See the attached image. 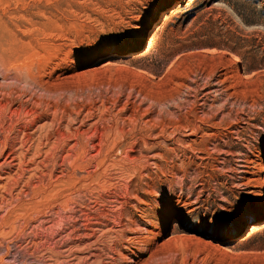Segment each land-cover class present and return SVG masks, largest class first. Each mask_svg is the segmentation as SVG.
Here are the masks:
<instances>
[{"label":"rangeland","instance_id":"rangeland-1","mask_svg":"<svg viewBox=\"0 0 264 264\" xmlns=\"http://www.w3.org/2000/svg\"><path fill=\"white\" fill-rule=\"evenodd\" d=\"M0 264H264V0H0Z\"/></svg>","mask_w":264,"mask_h":264},{"label":"bare ground","instance_id":"bare-ground-1","mask_svg":"<svg viewBox=\"0 0 264 264\" xmlns=\"http://www.w3.org/2000/svg\"><path fill=\"white\" fill-rule=\"evenodd\" d=\"M152 40H153V39H152ZM152 40H151V41H152ZM151 41H150V42H151ZM150 45H151V44H149L148 47H149ZM148 47H147V48H148ZM150 47H151V46H150ZM149 49H150V48H149ZM152 49H153V47H152ZM150 50H151V49H150ZM147 51H148V50H146V52H147ZM222 52H223V51H222Z\"/></svg>","mask_w":264,"mask_h":264}]
</instances>
